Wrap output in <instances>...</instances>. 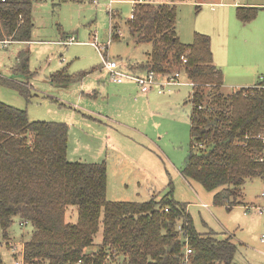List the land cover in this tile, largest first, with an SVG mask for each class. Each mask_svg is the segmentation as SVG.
Returning <instances> with one entry per match:
<instances>
[{
	"label": "trees",
	"instance_id": "1",
	"mask_svg": "<svg viewBox=\"0 0 264 264\" xmlns=\"http://www.w3.org/2000/svg\"><path fill=\"white\" fill-rule=\"evenodd\" d=\"M37 1L0 0V43L32 42ZM170 1L136 5L125 21L123 38L151 45L145 61L128 67L160 79L186 74L193 92L190 153L182 174L214 192L215 205L233 209L248 180H264V81L223 93L210 36L196 32L192 44L182 43L176 25L178 3L185 0ZM258 14L253 7L236 10L242 23ZM117 17L114 13V41L121 40ZM28 55L21 52L16 72L31 74ZM70 79L57 72L51 82ZM0 83L30 96L24 85L1 77ZM68 139L66 123L31 121L25 109L0 102V229L9 239L15 218L35 228L15 259L22 264H234L232 237L199 233L172 191L146 202L108 200L107 165L69 161ZM75 214L77 220L69 221Z\"/></svg>",
	"mask_w": 264,
	"mask_h": 264
},
{
	"label": "rangeland",
	"instance_id": "2",
	"mask_svg": "<svg viewBox=\"0 0 264 264\" xmlns=\"http://www.w3.org/2000/svg\"><path fill=\"white\" fill-rule=\"evenodd\" d=\"M122 1L125 2H35L32 42L0 43V77L28 87L30 96L0 83V102L25 109L31 121L66 123L69 161L107 165L108 200L146 202L154 195L159 200L172 191L174 199L187 206L199 233L212 230L222 238L232 237L237 244L234 264H264V213L252 207L262 203L264 206L259 198L264 181L248 180L239 204L228 209L213 204L214 192L206 191L182 174L190 153L193 91L186 74L182 72L178 78L183 83L166 87L163 95H144L136 83L128 80L123 86L132 89L121 93L122 85L115 83L104 69L102 53L110 60L136 63L145 61L151 51L149 44L136 46L123 38L124 23L132 16L134 6L130 1ZM246 1L264 8V0H235V3ZM218 2L234 3V0H186L178 5L176 31L182 43L192 44L194 32L211 36L202 31L209 32L212 28L211 7ZM116 11L121 13L115 20L122 33L119 41L113 40L111 25L110 12L117 14ZM64 35L74 37L77 43L63 44L67 41ZM91 43L106 49L100 52ZM246 43L248 48L244 46L243 50L251 49L257 54L264 74V9L252 23V35L247 36ZM24 51L29 53V75L16 72ZM57 72L71 81L52 83L51 77ZM235 90L224 89L223 93ZM203 203L209 206L206 208ZM76 220V214L69 216V221ZM22 223L20 218L14 219L9 239L4 238L0 229L3 264L21 261L15 256L23 251L24 243L35 230L31 224L22 226ZM101 240L102 230L96 243Z\"/></svg>",
	"mask_w": 264,
	"mask_h": 264
},
{
	"label": "crops",
	"instance_id": "3",
	"mask_svg": "<svg viewBox=\"0 0 264 264\" xmlns=\"http://www.w3.org/2000/svg\"><path fill=\"white\" fill-rule=\"evenodd\" d=\"M92 1L98 3V0H92ZM127 1H130V3L132 4V2L135 0H127ZM111 2H113L114 4V1H111ZM115 2L117 4V3H122L125 1L115 0ZM181 3H179L178 5H180ZM198 3L199 2H195V4H198ZM213 4L215 5L213 6L211 5L212 6L211 7L212 17L210 19L212 28H210L209 32L208 31H202V32L211 35L210 38H211V43H212V51L214 55V63L223 73L222 90L226 89V90L232 91L238 88L241 89V88H249V87L256 86L257 84L264 81L263 79L264 74H261V69L259 66L260 63H258L257 54L252 53L251 49H247L246 51L243 50L244 46L248 48V45H247L248 43H246L247 36H249L250 34L252 35V23L255 20L251 23L240 22L237 19L236 10L239 7H253V8H258L260 12L264 8L257 7L258 5L252 4L249 1H246L245 3H240V2L235 3V0H234V3L218 2V3H213ZM116 13H117V16L118 14L121 15L119 11H116ZM195 33L196 32H194V34ZM63 38L67 39V41L74 39L73 44L77 43L75 42L74 37L69 38L68 35H64ZM67 41H64V42H67ZM238 42H239V46H238ZM121 62L126 65H129L128 62L125 63L122 60ZM125 83H128V82H123L120 84L117 83L118 85H122V88L119 90L121 91V93H125L126 91L129 92L132 89L131 86H123V85H127ZM131 83L134 84L135 82L132 81ZM180 83H183V82H180ZM177 85L179 84H176L173 86H177ZM190 86L193 88L191 84ZM137 89L140 90V92L144 95H150L151 93H157L159 95H163L165 92L164 90L163 93H160L159 91L160 89L158 87H154L151 90V92L148 94L143 93L139 85ZM131 129H135V128H131ZM263 190L264 189H262V192ZM259 198H261V194ZM213 199H214V196H213ZM252 205H253L252 207H254L256 210H259V211L260 209L263 208V203L261 205H258V204H252ZM203 206L207 208L209 205L206 203H203ZM246 207L247 206H245V208ZM187 211L189 212V210ZM209 232H213V231L212 230L207 231L206 233H209ZM219 236L221 237L222 235L219 234Z\"/></svg>",
	"mask_w": 264,
	"mask_h": 264
},
{
	"label": "built area",
	"instance_id": "4",
	"mask_svg": "<svg viewBox=\"0 0 264 264\" xmlns=\"http://www.w3.org/2000/svg\"><path fill=\"white\" fill-rule=\"evenodd\" d=\"M164 0H135L132 2V5L134 6L133 11L136 7V5H142V4H157V3H163ZM112 5V3H111ZM132 11V12H133ZM111 13V25H113V13ZM116 33L118 35H122L120 30H117ZM74 43V39H71L67 42H63L65 45H71ZM92 46H94L96 49H98L100 52L102 50L106 49V47H100L96 43H91ZM103 57V67L107 71L108 75L111 77V79L116 83H123L124 81H133L136 84H138L141 88V91L145 94H148L151 92V90L154 87H158L160 90V93H163L165 88L171 85L180 84L178 82V78H180L181 74H176L175 77H171L169 79H160L156 76L155 72H147L144 74H135L133 73L126 64L122 63L121 61L116 60H110L107 56H105L102 53ZM261 198L264 201V190L261 193ZM261 213H264V206L262 209H260ZM166 212L168 210L166 209ZM23 226V224H22ZM262 241H264V236ZM192 250L188 249L187 254H191ZM15 264H22V262L17 261ZM81 264V262H79Z\"/></svg>",
	"mask_w": 264,
	"mask_h": 264
}]
</instances>
